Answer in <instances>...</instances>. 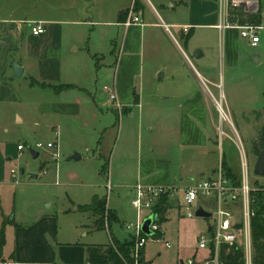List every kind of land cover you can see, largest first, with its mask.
<instances>
[{"label":"crops","instance_id":"crops-1","mask_svg":"<svg viewBox=\"0 0 264 264\" xmlns=\"http://www.w3.org/2000/svg\"><path fill=\"white\" fill-rule=\"evenodd\" d=\"M138 1L137 10H135V0H55L57 6L53 7L55 12L51 15L46 4L42 5L40 10L35 11L34 7L28 6L30 0H0V105H12L20 102L21 97L18 92L21 88L20 81H26L28 87L38 86L53 91L52 102L40 104V113L44 116L46 114L79 116L81 98L71 102L62 101L69 98L64 97L65 93L79 91L84 92L94 105L98 104L99 108L97 109L102 115L107 116L113 113L118 118L119 126L124 115L129 118L127 122L135 117L136 114L132 111V107L136 110L141 106L143 82H140V75L144 68L145 50H148L152 56H159L164 52L162 46L164 41H169L168 33L158 25L159 20L164 16L163 11L179 8L184 11L183 22L175 21L167 23V25L178 30L180 38L185 45L191 47L194 54L199 51L200 57L195 58L198 63L208 59L200 64L204 73L198 74L205 77L203 78L208 86H201L200 90L185 92L182 97L175 98L179 100H176V105L181 110L179 117L181 123L175 135L173 132L171 134L177 137L175 143H179L180 153H188L187 158L179 157V162H177L169 155L164 156L165 147L161 151L160 148H157L156 152L161 155L155 156V149L150 146L144 156L138 154L135 178L127 183L112 184L113 188H124L130 191L133 194L131 201L135 196L137 183L147 186L179 187V180L215 178L216 173L219 170L222 171V162L225 163L228 170L230 169L231 165L229 166L225 161L224 151H222L224 149L223 138L216 134L215 121L219 120L215 106L217 90L221 94L222 106L225 107L228 120L232 124L233 121L236 122L243 136H246L248 122L252 123V127L255 125L258 132L257 142L259 141L256 148L261 150L264 141V138L262 142L260 141V138L264 136V121L261 122V113L264 109V0H259L258 15L248 17V22L251 23L252 20V24L262 27L258 31L260 42L256 47H252L247 39L241 38L238 30H220L218 28L224 20L220 0H157V7L154 6L152 0H146L147 3L144 0ZM162 2L166 3L167 8ZM96 6L104 9L99 12L98 19L94 17ZM31 8L36 13L29 11ZM105 10L107 11L105 12ZM131 10L133 15L141 18L142 25L131 24L128 27L124 25ZM36 24H40L44 32L33 36L30 30ZM90 26L110 29L107 38L109 42L115 41V44L114 42L110 43L112 48L111 51L109 50L110 55L116 51V43L119 42L118 60L114 65L115 71L110 86L116 90L117 99L122 106L120 112L115 108L113 102H110L107 94L103 97L102 94L106 92L103 87L100 89L102 96H98V91L92 94L78 83V78L86 72V68L82 64L86 63L88 59L86 55H89L90 52L85 35L86 28ZM183 26L188 27L187 33H183L180 29ZM219 45H221V53L219 68H217L219 70L216 73L211 70L210 63L212 62H209V59L212 48ZM82 54L85 57H82ZM253 57H255L254 62L251 60ZM83 58L86 59L85 62ZM13 63L23 68L21 77L18 79L11 78ZM177 73L171 74V81L176 84L178 89L186 90L187 84L175 81ZM166 74V69H156L154 78L156 79L157 76L159 80ZM64 86H69V88L62 89L61 87ZM168 98L153 99L151 108L158 110L155 115L172 116V110L175 107L165 104ZM167 110L171 112H167ZM14 116L16 123L23 122V118L17 112L14 113ZM259 123L260 126H258ZM108 129H104V132ZM147 129L149 132H153L151 127ZM6 131L7 129H4V132ZM54 144L56 146V143ZM98 148L99 146L96 147L97 151L95 150L98 157L104 158L105 155H102L104 152L99 151ZM227 148L233 147L228 143ZM75 153L79 154L78 160H81L82 155L78 152ZM216 153H222V155L219 154V162L214 165L212 160ZM250 153L253 154L254 166L257 154L253 153L251 148ZM34 154L39 157L38 153L34 152ZM10 155L8 146L5 145L4 149L0 146V186L9 185L11 177H13L12 170H9L6 164L1 163L3 156L5 161H10ZM237 155L240 160L238 150ZM124 162L125 159L122 158L120 163L124 164ZM30 173L35 172L31 171ZM95 196L99 197L94 194L91 200ZM169 201L171 204L170 197ZM78 207L81 206H77L76 211ZM108 208L116 214L118 220L116 210ZM169 209L170 207L166 209L165 220H167L166 214ZM204 210L207 211V209ZM142 214L143 212L140 214V218ZM89 216V229H85L83 226L76 228L72 239L66 241L59 239L57 219L50 214L36 213L33 221L27 225H21L13 219L2 221L0 231H3V245L0 248V264H87V245L107 246L111 245L113 238L124 242L132 236L131 232H128L125 237L120 238L106 229L107 242L85 241L87 235L92 231L105 230L97 229L95 217L91 213ZM136 216L138 219L137 212ZM146 216L147 214L143 218ZM207 230H210V226ZM160 234V239L155 241H163L165 247V243L169 242L164 239L162 228ZM9 240L11 246L4 252L3 248L6 247V242ZM169 244L171 247L173 246L171 243ZM200 252L203 251L196 252L195 246L192 258L202 261L204 258L199 259L198 257ZM156 256L160 257L161 253L158 252ZM143 258L146 262L151 263L145 258V248ZM183 260L186 259L179 256L174 264ZM250 264H252V257Z\"/></svg>","mask_w":264,"mask_h":264},{"label":"rangeland","instance_id":"rangeland-1","mask_svg":"<svg viewBox=\"0 0 264 264\" xmlns=\"http://www.w3.org/2000/svg\"><path fill=\"white\" fill-rule=\"evenodd\" d=\"M144 2L147 3L146 0ZM152 2L157 7V0H152ZM162 3L167 8L166 3ZM44 4L48 8L49 14L52 15L55 12L53 7L57 6L55 0H30L28 6L34 7L35 11H38ZM102 10L104 9L95 7L94 17L96 19ZM29 11L36 13L33 8ZM163 12L164 16L161 20L166 24L184 21L185 13L180 8L165 9ZM86 29V44L90 52L89 55H86L87 61L83 58L86 63H83L82 66L86 68V72L78 78V83L92 94L98 91V96H100L102 94L101 87L111 84L115 71L114 65L118 60L119 42L116 41V51L110 55L109 50H112L110 43L114 42L115 44L114 40L109 42L107 38L110 29L101 26H90ZM169 31V41H164L162 45L164 52L161 55L152 56L148 50H145L144 68L140 75V82H143L141 106L136 109L137 111L132 107V111L136 114L135 117L127 122L129 118L124 115L120 126L118 118L113 113L107 116L102 115L97 109L99 108L98 104L94 105L84 92L79 91L65 93L64 97L69 98L62 100L71 102L81 98L79 116L57 114L44 116L40 113V104L52 102L53 91L38 86L28 87L26 81H20L21 88L18 92L21 101L12 105H0V146L3 149L5 145L8 146L11 154L10 161H5L3 156L1 163L6 164L9 170L14 171L16 178L11 177L9 185L0 186V224L2 221L13 219L21 225H27L33 221L36 213L50 214L57 219L59 239L71 240L76 228L90 227L89 213L83 211L82 206L89 204L92 196L97 194L106 200L107 208L116 210L119 222L108 225L109 222L105 219V230L92 231L87 235L85 241L107 242L106 229L120 238L130 232L123 226L137 222L136 210L130 205L133 194L124 188H113L112 184L127 183L134 179L138 154L144 156L150 146L155 149L154 152L158 150L157 148H160L161 151L165 147L163 155H169L177 162H179V157L187 158L188 153H180L179 143H175L177 137L173 136L181 123L179 120L181 110L177 108L176 100L178 99L175 98L182 97L185 92L200 90L201 86H208L204 80L205 77L198 75L204 73L200 64L208 59L198 63L194 57V51L184 44L178 30L171 26ZM219 46L212 48L209 59V62H212L210 63L211 70L216 73L219 70L217 68H219L220 62L221 45ZM183 53L188 57L190 64L183 57ZM81 56L83 57L84 54ZM156 69H166V76L159 80L156 76L155 79L154 71ZM173 72H178L175 81L187 84L186 90L178 89L176 84L171 81L170 76ZM135 79L137 85V77ZM14 82L17 83V81ZM105 94L107 93L102 94L103 97ZM215 95L216 101L222 105L221 94L218 90ZM162 97H169L165 104L175 107L171 117L157 116L155 114L158 110L151 108L153 99L158 100ZM222 109L225 112L224 105ZM15 112L23 118V122L16 123ZM167 112L171 111L167 110ZM261 115V122H263L264 109ZM222 122L221 126L226 135L222 137L224 148L222 151H224L225 161L229 166L231 165L230 173L239 180L242 164L237 155V150L239 151L237 142H239L240 148H243L245 152L250 187L264 190V178L256 177L252 172L254 160L250 148L253 153L260 152V149L256 148L257 143L259 144L256 138L257 127L255 125L252 127V123L248 122L246 136H243L236 122L233 121L235 127L232 122L230 124ZM219 124L217 119L215 121L217 136H219ZM260 125L259 123L258 126ZM56 126L58 128H55ZM149 127L153 129L152 133L147 129ZM4 129L7 131L4 132ZM104 129L108 130L104 132ZM263 138L264 136L260 138L261 142ZM38 143L43 147L37 148L36 144ZM48 143H56V148H46ZM228 143L233 148H227ZM18 145L23 146L24 149L18 150ZM97 146H99V151L104 152L102 154L105 155L104 158L98 157ZM30 150L38 153L39 157L33 158ZM107 151H109L108 155H106ZM56 152L57 159L52 155ZM75 152L82 155L81 160L70 159ZM154 154L155 156L161 155L158 152ZM219 154L222 155V153ZM219 154L216 153L213 157L214 165L219 162ZM122 158L125 159L124 164L120 163ZM21 169L25 173L21 174ZM31 171L38 174V177L29 179ZM189 184H191L190 179L179 180L178 190L170 196L171 206L166 214L167 220L159 224L164 233V239L173 246L166 249L163 241L156 242L152 239L148 240L145 245V258L152 264H174L179 256L183 259H192L197 238L201 234H206L208 227L213 223V210L208 207L206 209L211 213L209 219L183 217L185 205L182 199V187ZM77 206L81 207H78L76 211ZM146 214L147 212H143L141 218ZM10 240L6 242V247L3 248L4 252L11 246ZM158 252L161 253L160 257L156 256ZM205 256V251L198 254L199 259L205 258Z\"/></svg>","mask_w":264,"mask_h":264},{"label":"built area","instance_id":"built-area-1","mask_svg":"<svg viewBox=\"0 0 264 264\" xmlns=\"http://www.w3.org/2000/svg\"><path fill=\"white\" fill-rule=\"evenodd\" d=\"M223 8L224 20L218 26L220 30L236 29L239 31L241 38L247 39L252 47H256L260 38L258 31L262 28L256 24L248 22L249 16H255L259 13V0H220ZM131 24L142 25L141 18L129 14V18L124 24L126 27ZM158 25L170 34V25L159 20ZM183 33H187L188 27H180ZM33 36H38L44 32L40 24H36L30 30ZM183 57L190 64L188 57L183 53ZM103 90L107 92L108 99L114 103L116 109L121 110V104L117 99L116 90L113 86H103ZM216 109L219 114V137L226 136L222 129V121L230 124L221 103L216 102ZM238 139V136H237ZM239 140V139H238ZM240 153L241 176L240 185L234 186L223 174L221 170L216 173L215 178L190 179L191 184L182 187V199L185 205V217H195L196 210L201 207L206 209L209 206L213 210V223L210 226V232L201 234L197 238L196 252L210 250V253L202 261L195 259H186L177 264H222L219 259V248L222 245L228 247H236L244 253V264H250L252 257L251 247V219L254 212L251 209V192L257 190L251 188L247 175V164L245 154L237 142ZM37 148H42L41 144H36ZM46 148H56L55 144L48 143ZM23 146H18V150L22 151ZM57 159V152L53 154ZM13 177L15 172L11 171ZM177 186H147L142 183L135 185V196L131 201L132 207L136 210L139 218L137 222L124 225V228L131 232L134 240V247L131 251L132 264H142L143 250L148 240H159L157 233L161 232L158 223V215L154 213L153 208L163 195L172 196L178 190ZM205 201V202H202ZM206 203L207 205H205ZM194 210L192 211V208ZM146 211L147 216L140 218V214ZM152 217L153 223L150 226L151 236H146L141 231V225L144 219ZM213 246L211 253L210 246ZM111 246L114 248L113 243ZM166 248H170L169 243H165Z\"/></svg>","mask_w":264,"mask_h":264},{"label":"trees","instance_id":"trees-1","mask_svg":"<svg viewBox=\"0 0 264 264\" xmlns=\"http://www.w3.org/2000/svg\"><path fill=\"white\" fill-rule=\"evenodd\" d=\"M139 1L135 0L134 9L137 10ZM253 21L251 20V23ZM62 89L69 88V86L61 87ZM222 171L225 177L234 185H240V179H236L234 175L226 168L224 162L221 163ZM256 188V187H255ZM251 192V209L254 216L251 219V247H252V264H264V190L261 188ZM168 195H163L155 204L153 211L158 215V223H164L166 209L170 207ZM85 212L91 213L95 217V227L97 229H104L105 219L108 225L117 222L116 214L107 208L106 200L99 197H93L91 202L82 207ZM210 232V231H208ZM160 233L156 237H160ZM113 246H86V262L87 264H132L131 251L134 247V240L130 238L124 242H119L112 239ZM3 245V231H0V248ZM211 253H213V246H210ZM206 257L210 250L205 251ZM219 259L222 264H244V253L236 247H228L222 245L219 248ZM142 264H151L146 262L142 257Z\"/></svg>","mask_w":264,"mask_h":264},{"label":"water","instance_id":"water-1","mask_svg":"<svg viewBox=\"0 0 264 264\" xmlns=\"http://www.w3.org/2000/svg\"><path fill=\"white\" fill-rule=\"evenodd\" d=\"M201 54L198 52H195L194 57L199 58ZM255 57H253L251 60L254 62ZM13 74H12V79H18L21 77V74L23 72V68L18 66L17 64L13 63ZM32 157L36 158L37 154H34L33 151H31ZM80 158L79 154L75 153L73 154L70 159L78 160ZM252 172L256 177L264 178V141H263V147L260 150V152L257 154L256 161L254 163V166L252 168ZM20 173L23 174L24 170L21 169ZM37 174L36 173H29V178H36ZM195 217L196 218H204V219H209L211 217V213L205 211L203 208L199 207L196 212H195ZM153 223V218L149 217L143 220L142 225H141V231L144 235L146 236H151L152 233L150 231V226Z\"/></svg>","mask_w":264,"mask_h":264}]
</instances>
